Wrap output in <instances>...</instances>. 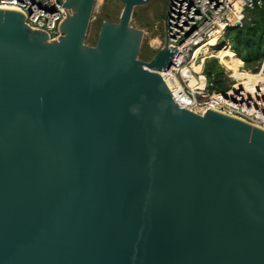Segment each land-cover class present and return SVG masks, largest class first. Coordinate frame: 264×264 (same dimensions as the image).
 <instances>
[{
  "label": "water",
  "instance_id": "1",
  "mask_svg": "<svg viewBox=\"0 0 264 264\" xmlns=\"http://www.w3.org/2000/svg\"><path fill=\"white\" fill-rule=\"evenodd\" d=\"M58 1L53 41L0 8V264H264V129L180 107L178 49L138 58L150 0L95 45L96 0Z\"/></svg>",
  "mask_w": 264,
  "mask_h": 264
},
{
  "label": "built area",
  "instance_id": "2",
  "mask_svg": "<svg viewBox=\"0 0 264 264\" xmlns=\"http://www.w3.org/2000/svg\"><path fill=\"white\" fill-rule=\"evenodd\" d=\"M263 3L264 0H169L163 46L167 41L178 50L171 67L159 73L180 107L191 106L203 113L209 107L264 129V58L255 70H248L256 77L250 87L234 88L239 80L224 70L222 76L209 80L204 66L201 73L204 82L192 68L183 70L193 59L202 60V54L194 57L196 50L220 29H224L223 37L229 29L242 26L246 12ZM0 8L22 11L26 15L25 23L48 33L49 41L59 39L60 23L71 12L58 0H0ZM239 68L243 70V66ZM174 78L177 87L172 90L168 82Z\"/></svg>",
  "mask_w": 264,
  "mask_h": 264
},
{
  "label": "rangeland",
  "instance_id": "3",
  "mask_svg": "<svg viewBox=\"0 0 264 264\" xmlns=\"http://www.w3.org/2000/svg\"><path fill=\"white\" fill-rule=\"evenodd\" d=\"M168 5L169 0H150L148 3L134 8L129 24L143 31V38L138 52L140 60L149 61L163 47ZM123 8L124 3L121 0H96L85 42L89 45H95L102 22L104 20L118 22ZM248 13L246 12L243 22L248 19ZM223 33L224 30L215 36L214 40L218 41L217 44L199 50L198 54H202L203 57L198 62L193 59L191 62L193 70L203 76L201 73L205 63L215 58L225 73L229 74V76L233 74V78L239 80L235 83V87L239 86V84L249 87L250 84L255 83L256 77L247 70L241 56L236 54L231 48L230 42L225 37L228 31L222 37ZM241 66H243V70L239 68Z\"/></svg>",
  "mask_w": 264,
  "mask_h": 264
},
{
  "label": "trees",
  "instance_id": "4",
  "mask_svg": "<svg viewBox=\"0 0 264 264\" xmlns=\"http://www.w3.org/2000/svg\"><path fill=\"white\" fill-rule=\"evenodd\" d=\"M242 26L229 29L226 39L231 48L241 56L247 70H255L264 58V3L261 7L251 10ZM204 72L209 80L214 76L223 75V68L213 58L205 63ZM252 84L249 85L252 86ZM242 87L241 84H239Z\"/></svg>",
  "mask_w": 264,
  "mask_h": 264
},
{
  "label": "bare ground",
  "instance_id": "5",
  "mask_svg": "<svg viewBox=\"0 0 264 264\" xmlns=\"http://www.w3.org/2000/svg\"><path fill=\"white\" fill-rule=\"evenodd\" d=\"M223 30H224V29H220V30L218 31V33H217L215 36H217L218 34H220V32H222ZM215 36L212 37V38H210V40H209L207 43H205L204 45L200 46V47L196 50V52H195V58H197V57L199 56L198 52H199L200 49L203 50V49L209 48V46H214L215 44H217L218 41L216 42V41L214 40ZM192 61H193V60H192ZM192 61H191V62H192ZM191 62H189V64H187V65L184 67V69H183L184 71L187 70V69H189V68H192V69H193V66H192V63H191ZM194 71H195V70H194ZM195 72H196V71H195ZM197 74H199V73H197ZM202 78H203V80H202ZM201 81H202V82L205 81V78H204L203 76H201ZM168 83L170 84V87L172 88V90H173V89H176V88H173L174 86L177 87V81H176V78H174V79H170ZM234 88H240V86H237V87L234 86Z\"/></svg>",
  "mask_w": 264,
  "mask_h": 264
}]
</instances>
